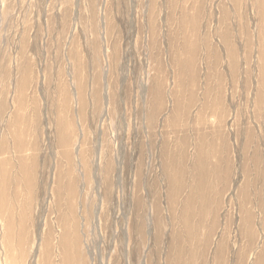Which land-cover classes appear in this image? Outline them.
<instances>
[{"label":"rangeland","instance_id":"374dc122","mask_svg":"<svg viewBox=\"0 0 264 264\" xmlns=\"http://www.w3.org/2000/svg\"><path fill=\"white\" fill-rule=\"evenodd\" d=\"M0 264H264V0H0Z\"/></svg>","mask_w":264,"mask_h":264}]
</instances>
